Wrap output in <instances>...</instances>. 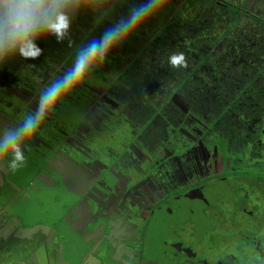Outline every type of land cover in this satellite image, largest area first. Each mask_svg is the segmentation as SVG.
Listing matches in <instances>:
<instances>
[{
	"label": "flooded vegetation",
	"instance_id": "1",
	"mask_svg": "<svg viewBox=\"0 0 264 264\" xmlns=\"http://www.w3.org/2000/svg\"><path fill=\"white\" fill-rule=\"evenodd\" d=\"M120 2L82 12L62 42L38 40V58L0 65V142L103 23L127 15ZM179 7L65 96L24 139V165L0 161V185L37 235L119 264H264V53L213 52L203 77L196 29L170 24ZM174 53L186 67L169 65Z\"/></svg>",
	"mask_w": 264,
	"mask_h": 264
},
{
	"label": "clouds",
	"instance_id": "2",
	"mask_svg": "<svg viewBox=\"0 0 264 264\" xmlns=\"http://www.w3.org/2000/svg\"><path fill=\"white\" fill-rule=\"evenodd\" d=\"M109 0H0V65L19 56L38 58L43 49L37 41L55 36L62 42L69 36L73 22L82 12H105ZM166 0H140L133 4L126 16L105 28L76 53L72 66L57 81L47 87L29 113L15 130L12 143L0 142V161L9 156L7 166L16 170L25 163L22 150L26 137L34 134L56 105L71 94L92 73L98 64L133 35L139 27L154 16ZM172 67H186L183 53L168 58Z\"/></svg>",
	"mask_w": 264,
	"mask_h": 264
},
{
	"label": "trees",
	"instance_id": "3",
	"mask_svg": "<svg viewBox=\"0 0 264 264\" xmlns=\"http://www.w3.org/2000/svg\"><path fill=\"white\" fill-rule=\"evenodd\" d=\"M237 0H183V3L174 13L171 24L173 29H199L200 50L203 65L202 76L212 68L211 54L229 52L264 53V12L251 13L245 11ZM246 5L249 0H240ZM140 0H121V6H129L139 3ZM171 0H166V3ZM165 3V4H166ZM129 10L123 11L128 14ZM122 10H118L119 13ZM251 13V14H250ZM120 15H116L118 21ZM154 19V18H153ZM196 24L198 26H191ZM109 22L105 21L101 28H108ZM197 37V34H195ZM254 36L257 38L255 39ZM245 39L249 40V43ZM251 43L253 47L250 48ZM220 45L219 51L215 49ZM209 70V69H208Z\"/></svg>",
	"mask_w": 264,
	"mask_h": 264
},
{
	"label": "water",
	"instance_id": "4",
	"mask_svg": "<svg viewBox=\"0 0 264 264\" xmlns=\"http://www.w3.org/2000/svg\"><path fill=\"white\" fill-rule=\"evenodd\" d=\"M7 194L0 185V264H119L108 250L100 256L86 247L66 245L56 230L37 235L33 222L18 213V201H7Z\"/></svg>",
	"mask_w": 264,
	"mask_h": 264
},
{
	"label": "rangeland",
	"instance_id": "5",
	"mask_svg": "<svg viewBox=\"0 0 264 264\" xmlns=\"http://www.w3.org/2000/svg\"><path fill=\"white\" fill-rule=\"evenodd\" d=\"M182 3H183V0H171V2H169V6L166 5L165 7H162L156 13V15L158 16V22L160 24H162L164 21H166L169 17L168 14H169L170 10L174 9L176 6L179 7ZM236 3L238 6L241 5V7H243L244 9H246L247 11H249L251 13L263 14V12H264V0H249V2L246 5H243L240 0H237ZM170 24H171V22H170ZM191 26L196 27L198 25L192 24ZM196 34H197V37H199L200 33H198V31ZM254 38L256 39L257 37L254 36ZM192 45L195 46L194 42H192Z\"/></svg>",
	"mask_w": 264,
	"mask_h": 264
}]
</instances>
